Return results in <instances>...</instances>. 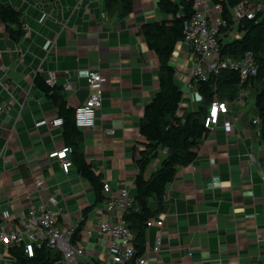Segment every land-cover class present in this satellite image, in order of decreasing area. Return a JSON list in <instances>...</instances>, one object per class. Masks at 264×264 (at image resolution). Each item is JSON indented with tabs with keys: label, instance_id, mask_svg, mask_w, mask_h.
<instances>
[{
	"label": "crops",
	"instance_id": "obj_1",
	"mask_svg": "<svg viewBox=\"0 0 264 264\" xmlns=\"http://www.w3.org/2000/svg\"><path fill=\"white\" fill-rule=\"evenodd\" d=\"M5 1L21 9L30 30L17 42L0 23V221L8 213L10 226L22 228L28 210L49 201L61 209L58 228L77 226L95 202V192L75 166L65 172L62 159L50 156L66 146L63 122L53 124L61 118L58 108L34 79L53 70L55 85L76 108L90 93L89 72L105 76L96 124L81 130L85 156L113 191L128 185L133 193L143 146L140 121L159 86V60L140 26L171 16L157 0H133L132 10L120 16L105 11V0ZM45 11L48 16L40 21ZM55 36L56 46L46 56L43 46ZM184 49L175 50L178 62L172 57L180 69L191 65ZM200 103L194 88L181 109L195 110ZM254 113L239 117L233 106L221 113L195 159L179 167L168 183V210L156 218L164 224L147 229L146 256L153 264H264V140L250 123ZM36 179L45 182V190L38 189ZM108 217L99 203L86 216L89 222L84 218L86 254L79 263L91 256L103 264L109 259L96 226ZM90 228L91 235L84 236ZM159 232L162 245L156 253L152 248ZM10 259L0 246V261Z\"/></svg>",
	"mask_w": 264,
	"mask_h": 264
},
{
	"label": "trees",
	"instance_id": "obj_2",
	"mask_svg": "<svg viewBox=\"0 0 264 264\" xmlns=\"http://www.w3.org/2000/svg\"><path fill=\"white\" fill-rule=\"evenodd\" d=\"M241 1L255 5L262 0H222V15L227 20V29L234 24L232 9ZM194 2L195 0H157L159 9L171 17L145 22L140 26V33L145 36L148 46L159 60V86L153 98L145 104L139 126L140 143L143 146L139 150L138 170L131 193L134 203L123 215L127 227L133 233L134 247V254L126 264H137V259L145 254L149 228L147 221L156 219L168 210V183L173 181L179 167L190 164L195 159L200 143L210 133V129L205 126V119L212 102H232L239 96L240 72L227 68L218 74H212L208 80L194 81L201 103L195 110L183 112L181 109L185 96L176 79L177 68L172 57L178 43L184 39V25L194 13ZM104 8L109 14L125 15L132 10L133 0H105ZM0 23L14 41H20L27 33L23 12L5 0H0ZM238 30L239 37L222 44L221 56L240 59L246 51L253 52L258 71L252 78L250 92L255 93L253 110L260 121L253 122V117L250 123L258 126V134L264 140V9L258 11L253 18H242ZM46 76L47 74H38L34 84L49 94L57 106L58 115L63 120L65 147L71 148L68 158L71 166L77 168L95 192V202L83 211V217L86 218L97 204L106 201L105 181L96 172L95 166L86 159L82 128L75 122V107L68 105L61 87L51 86L46 82ZM233 107L239 111L238 107ZM155 160H158V165L153 168ZM84 218L75 226L73 243L80 244L82 241ZM8 252L10 264H61L63 259L59 250L46 243L40 247L35 246L32 255L28 254L23 243L11 245Z\"/></svg>",
	"mask_w": 264,
	"mask_h": 264
},
{
	"label": "built area",
	"instance_id": "obj_3",
	"mask_svg": "<svg viewBox=\"0 0 264 264\" xmlns=\"http://www.w3.org/2000/svg\"><path fill=\"white\" fill-rule=\"evenodd\" d=\"M222 0H195L194 13L184 25V39L178 43L177 50L185 46L188 50V56L191 60L189 67L182 66L177 68L176 79L184 92V96L195 88L194 81L208 80L212 74H218L223 69H234L240 72V91L239 96L234 101L214 100L209 108L205 119V126L213 130L218 124L219 117L226 114L231 106L238 107L239 117L243 114V108L246 105V95L250 93L252 78L257 74L258 64L252 51H246L240 59L221 56V47L225 41L232 40L240 36L238 30L239 21L244 18H253L255 14L264 9V2L257 4H248L247 1H241L232 9L234 24L227 29V20L222 15ZM105 15V13H104ZM48 16L45 11L42 13L40 21H44ZM106 16V15H105ZM27 32L30 28L27 23L24 24ZM57 36L48 38L43 46L46 56L56 46ZM175 49V50H176ZM175 61L179 58L173 52ZM175 65V64H174ZM99 70L90 71L88 74V87L90 93L86 101L75 108L76 125L82 129L92 128L96 124L98 110L103 104V84L105 82ZM46 82L54 86L56 82L55 72L49 70L46 76ZM0 83L4 86V84ZM6 86V85H5ZM71 83L65 84V88L70 89ZM239 117L237 119L239 120ZM259 116H254L253 122L259 123ZM62 118L53 120L54 125L61 124ZM230 124L229 122L227 123ZM70 147H64L60 152L50 153V156H57L62 159V166L65 172H68L71 162L67 153ZM250 160L255 161L252 152L247 153ZM36 185L39 190H45V182L36 179ZM104 192L107 195L105 202L101 203L103 211L109 214L105 220H97L98 233L102 235L101 243H106L109 259L105 264L126 263L134 254L133 233L127 227L123 215L134 203L130 187L124 185L121 189L113 191L109 182L104 184ZM26 219L23 227L15 229L10 226L8 220L11 215L5 213L0 221V246L4 248L5 254L9 255L11 245L23 243L29 255L34 252L35 246L40 247L43 243L59 250L63 254L61 264H78L86 254V250L81 241L80 244L72 242L75 226H68L62 229L57 227V222L61 217V209L54 206L49 201H40L38 205L31 207L25 214ZM89 218H86V220ZM93 221V220H92ZM91 221V222H92ZM164 219L156 220L154 218L147 221V226L157 225L162 227ZM92 228L84 232V236L91 235ZM162 235L159 232L156 236L155 245L152 250L159 252L162 245ZM145 254L137 259V264H153ZM10 256V255H9ZM11 259L7 262L10 264ZM100 262L94 257L86 258V263L96 264Z\"/></svg>",
	"mask_w": 264,
	"mask_h": 264
},
{
	"label": "rangeland",
	"instance_id": "obj_4",
	"mask_svg": "<svg viewBox=\"0 0 264 264\" xmlns=\"http://www.w3.org/2000/svg\"><path fill=\"white\" fill-rule=\"evenodd\" d=\"M180 48L185 50L184 49L185 46H181ZM246 101H247V104H246V106L244 108L245 113L248 114V115H252L253 114V105H254V102H255V93L254 92L248 93L246 95ZM0 264H5V262L3 263V262L0 261ZM111 264H112V262H111Z\"/></svg>",
	"mask_w": 264,
	"mask_h": 264
}]
</instances>
